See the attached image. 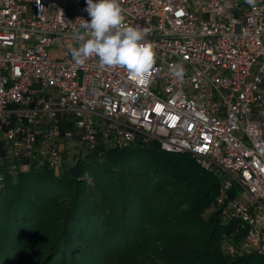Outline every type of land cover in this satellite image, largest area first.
I'll return each mask as SVG.
<instances>
[{
  "label": "built area",
  "instance_id": "built-area-1",
  "mask_svg": "<svg viewBox=\"0 0 264 264\" xmlns=\"http://www.w3.org/2000/svg\"><path fill=\"white\" fill-rule=\"evenodd\" d=\"M120 2L127 25L151 29L146 85L95 57L74 64L86 0H0V189L4 173L156 142L219 178L220 217L237 221L222 251L264 255V0Z\"/></svg>",
  "mask_w": 264,
  "mask_h": 264
},
{
  "label": "trees",
  "instance_id": "trees-1",
  "mask_svg": "<svg viewBox=\"0 0 264 264\" xmlns=\"http://www.w3.org/2000/svg\"><path fill=\"white\" fill-rule=\"evenodd\" d=\"M219 178L152 142L31 166L0 189V264H264L220 247Z\"/></svg>",
  "mask_w": 264,
  "mask_h": 264
},
{
  "label": "clouds",
  "instance_id": "clouds-1",
  "mask_svg": "<svg viewBox=\"0 0 264 264\" xmlns=\"http://www.w3.org/2000/svg\"><path fill=\"white\" fill-rule=\"evenodd\" d=\"M245 3L255 7L256 0ZM86 5L90 19L81 20L80 27L84 30L78 37L81 43L69 48L74 64L83 66L95 57L101 68H121L131 81L148 84L157 58L155 44L146 39L151 29L127 25L120 0H86ZM231 7V0H225L218 11L223 13ZM169 69L175 78L183 81L182 63H174Z\"/></svg>",
  "mask_w": 264,
  "mask_h": 264
},
{
  "label": "rangeland",
  "instance_id": "rangeland-1",
  "mask_svg": "<svg viewBox=\"0 0 264 264\" xmlns=\"http://www.w3.org/2000/svg\"><path fill=\"white\" fill-rule=\"evenodd\" d=\"M52 48H53L52 51L55 52V46H53ZM72 163H73V162H72L71 160H69V161L67 162L66 166H65V169L69 168V167L72 165ZM219 248H220V247H219Z\"/></svg>",
  "mask_w": 264,
  "mask_h": 264
},
{
  "label": "snow or ice",
  "instance_id": "snow-or-ice-1",
  "mask_svg": "<svg viewBox=\"0 0 264 264\" xmlns=\"http://www.w3.org/2000/svg\"><path fill=\"white\" fill-rule=\"evenodd\" d=\"M179 15V13H177Z\"/></svg>",
  "mask_w": 264,
  "mask_h": 264
}]
</instances>
